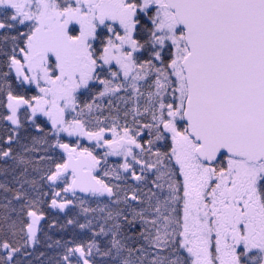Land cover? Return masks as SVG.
<instances>
[{"label":"snow or ice","instance_id":"1","mask_svg":"<svg viewBox=\"0 0 264 264\" xmlns=\"http://www.w3.org/2000/svg\"><path fill=\"white\" fill-rule=\"evenodd\" d=\"M0 264H264V0H0Z\"/></svg>","mask_w":264,"mask_h":264},{"label":"trees","instance_id":"2","mask_svg":"<svg viewBox=\"0 0 264 264\" xmlns=\"http://www.w3.org/2000/svg\"><path fill=\"white\" fill-rule=\"evenodd\" d=\"M53 215L55 216V215H57V213L53 212ZM59 218H60L61 222H62L63 219H64V217H63L62 214H60ZM42 223H45V222H42ZM46 230H47V229H46ZM72 231H73V230H72L71 228L68 229V232H69V233H71ZM52 234H55V235H57V236L60 235V233L56 232L55 229H53V233H52Z\"/></svg>","mask_w":264,"mask_h":264}]
</instances>
